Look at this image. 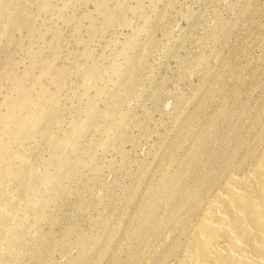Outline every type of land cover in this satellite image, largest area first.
Masks as SVG:
<instances>
[{"label": "rangeland", "instance_id": "374dc122", "mask_svg": "<svg viewBox=\"0 0 264 264\" xmlns=\"http://www.w3.org/2000/svg\"><path fill=\"white\" fill-rule=\"evenodd\" d=\"M263 135L264 0H0V264H162Z\"/></svg>", "mask_w": 264, "mask_h": 264}, {"label": "bare ground", "instance_id": "6f19581e", "mask_svg": "<svg viewBox=\"0 0 264 264\" xmlns=\"http://www.w3.org/2000/svg\"><path fill=\"white\" fill-rule=\"evenodd\" d=\"M190 197L198 215L162 264H264V145Z\"/></svg>", "mask_w": 264, "mask_h": 264}]
</instances>
